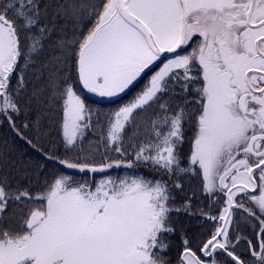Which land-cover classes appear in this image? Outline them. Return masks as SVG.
Listing matches in <instances>:
<instances>
[{
	"label": "snow or ice",
	"instance_id": "obj_1",
	"mask_svg": "<svg viewBox=\"0 0 264 264\" xmlns=\"http://www.w3.org/2000/svg\"><path fill=\"white\" fill-rule=\"evenodd\" d=\"M0 264H264V0H0Z\"/></svg>",
	"mask_w": 264,
	"mask_h": 264
},
{
	"label": "trees",
	"instance_id": "obj_2",
	"mask_svg": "<svg viewBox=\"0 0 264 264\" xmlns=\"http://www.w3.org/2000/svg\"><path fill=\"white\" fill-rule=\"evenodd\" d=\"M89 96H90V103H97L100 99L99 98H96V97H94V96H91L90 94H89ZM103 107H109V106H111V105H108V104H104V105H102ZM113 175H115V174H117V173H112Z\"/></svg>",
	"mask_w": 264,
	"mask_h": 264
},
{
	"label": "rangeland",
	"instance_id": "obj_3",
	"mask_svg": "<svg viewBox=\"0 0 264 264\" xmlns=\"http://www.w3.org/2000/svg\"><path fill=\"white\" fill-rule=\"evenodd\" d=\"M91 95V94H90ZM96 98H99V97H96ZM100 99V98H99Z\"/></svg>",
	"mask_w": 264,
	"mask_h": 264
}]
</instances>
